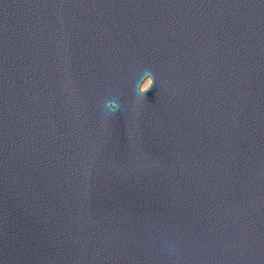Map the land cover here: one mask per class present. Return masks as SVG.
I'll list each match as a JSON object with an SVG mask.
<instances>
[{
	"label": "water",
	"instance_id": "water-1",
	"mask_svg": "<svg viewBox=\"0 0 264 264\" xmlns=\"http://www.w3.org/2000/svg\"><path fill=\"white\" fill-rule=\"evenodd\" d=\"M0 264H264V0H0Z\"/></svg>",
	"mask_w": 264,
	"mask_h": 264
},
{
	"label": "clouds",
	"instance_id": "clouds-1",
	"mask_svg": "<svg viewBox=\"0 0 264 264\" xmlns=\"http://www.w3.org/2000/svg\"><path fill=\"white\" fill-rule=\"evenodd\" d=\"M145 79H150L152 81V85L154 84L153 77L150 74L145 73V75L142 77V79L140 80V82L136 85L135 91H136L137 96L144 97V95H145V93H143V92L140 91V87H139L140 86V83L143 82ZM109 103L114 106L113 112H115L116 111V104L113 103V102H109Z\"/></svg>",
	"mask_w": 264,
	"mask_h": 264
},
{
	"label": "rangeland",
	"instance_id": "rangeland-1",
	"mask_svg": "<svg viewBox=\"0 0 264 264\" xmlns=\"http://www.w3.org/2000/svg\"><path fill=\"white\" fill-rule=\"evenodd\" d=\"M149 85V80H147L146 82H144L142 84V86L140 87L141 90L145 89L147 86Z\"/></svg>",
	"mask_w": 264,
	"mask_h": 264
},
{
	"label": "bare ground",
	"instance_id": "bare-ground-1",
	"mask_svg": "<svg viewBox=\"0 0 264 264\" xmlns=\"http://www.w3.org/2000/svg\"><path fill=\"white\" fill-rule=\"evenodd\" d=\"M146 81H147V80H145L144 82H146ZM144 82H143V83H144ZM143 83H142V84H143ZM141 86H142V85H141Z\"/></svg>",
	"mask_w": 264,
	"mask_h": 264
}]
</instances>
